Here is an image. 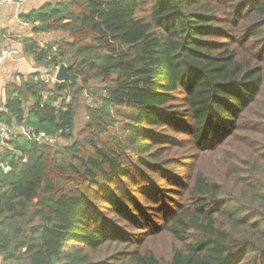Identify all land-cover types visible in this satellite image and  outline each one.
<instances>
[{"label": "trees", "instance_id": "trees-1", "mask_svg": "<svg viewBox=\"0 0 264 264\" xmlns=\"http://www.w3.org/2000/svg\"><path fill=\"white\" fill-rule=\"evenodd\" d=\"M23 19L24 54L80 82L6 88L0 121L70 143L8 142L2 263L264 264V0H48Z\"/></svg>", "mask_w": 264, "mask_h": 264}, {"label": "crops", "instance_id": "crops-1", "mask_svg": "<svg viewBox=\"0 0 264 264\" xmlns=\"http://www.w3.org/2000/svg\"><path fill=\"white\" fill-rule=\"evenodd\" d=\"M46 1L48 0H28L24 4H0V49L6 45H13L21 49L24 55L22 42L26 38L34 37L33 25L28 22L29 26L23 27L20 24V21H25L23 19L25 14L37 9ZM51 34V32H45L41 35H37L36 37L41 45H45L48 43V38ZM58 36L59 35L54 34V37ZM37 71L38 69L30 66L29 63L22 62V60H8L2 66L0 73V109L4 107L6 102L7 86L13 82H20V74L29 76ZM48 74L49 73L42 76H53Z\"/></svg>", "mask_w": 264, "mask_h": 264}, {"label": "built area", "instance_id": "built-area-1", "mask_svg": "<svg viewBox=\"0 0 264 264\" xmlns=\"http://www.w3.org/2000/svg\"><path fill=\"white\" fill-rule=\"evenodd\" d=\"M28 0H0V4H24ZM20 24L23 27H28L29 23L25 21H20ZM8 60H22L25 61V57L23 56V52L21 49L13 46L6 45L0 49V73L2 70V66ZM59 67H57V70ZM37 79V78H36ZM45 82H51L52 84H56L59 82L56 79V73L53 76H45L42 77ZM67 101H70L68 97ZM16 137H21L29 142L33 143H43V142H53L55 138L48 135L43 130H38L37 128L31 126L28 122L23 121L19 125H11L5 122L0 121V169L4 174H9L12 172V167L9 163L1 162V157L4 152L8 149L11 150V146L9 145V141L15 139ZM24 162H27V158L24 159Z\"/></svg>", "mask_w": 264, "mask_h": 264}, {"label": "rangeland", "instance_id": "rangeland-1", "mask_svg": "<svg viewBox=\"0 0 264 264\" xmlns=\"http://www.w3.org/2000/svg\"><path fill=\"white\" fill-rule=\"evenodd\" d=\"M53 39L55 40L57 38L54 37V34L52 33L50 35V37L48 38V43L52 42ZM23 56L25 57V61H22V62L29 63L30 66H33L34 68L38 69L37 72L42 71L40 76H41V78L45 77V76H42V75L47 74V73L44 72L43 67H41V65L37 64L33 60V58L31 56L26 55V54H24ZM78 82H80V80ZM95 84L96 83H94L93 85H95ZM101 94L102 93H100L99 95H101ZM95 100H96L95 97L93 95H91V93L89 94L88 92H84V95L82 96L81 107H80V109H79V111H78V113L76 115V118H75V134H77L83 128V126L86 124L87 119H88L87 114H86V108H87V106L94 107L96 105ZM54 142L59 143V144H68V143H70V141L67 142V141L59 140V139H54V141L52 143H54ZM71 142H72V140H71ZM130 245H132V244H130ZM128 248L129 247H127V251L133 249V248H131V249H128ZM160 249L163 250L162 248H160ZM120 250H125V246L124 245H118L116 243L107 244V245L104 246L103 249H101L100 257L97 258V259H98V261L99 260L100 261H104L111 254H114L115 252H120ZM0 264H3L1 260H0Z\"/></svg>", "mask_w": 264, "mask_h": 264}, {"label": "water", "instance_id": "water-1", "mask_svg": "<svg viewBox=\"0 0 264 264\" xmlns=\"http://www.w3.org/2000/svg\"><path fill=\"white\" fill-rule=\"evenodd\" d=\"M40 29L44 31L46 29V25L45 24L41 25ZM56 79L59 82H71V83H76L80 80L78 75L71 74L69 72V67L66 64H61L59 66V69L56 72Z\"/></svg>", "mask_w": 264, "mask_h": 264}]
</instances>
